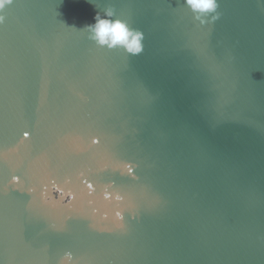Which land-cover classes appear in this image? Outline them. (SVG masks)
<instances>
[{
    "label": "water",
    "instance_id": "1",
    "mask_svg": "<svg viewBox=\"0 0 264 264\" xmlns=\"http://www.w3.org/2000/svg\"><path fill=\"white\" fill-rule=\"evenodd\" d=\"M105 7L141 53L80 30ZM0 17V264H264V0Z\"/></svg>",
    "mask_w": 264,
    "mask_h": 264
},
{
    "label": "clouds",
    "instance_id": "2",
    "mask_svg": "<svg viewBox=\"0 0 264 264\" xmlns=\"http://www.w3.org/2000/svg\"><path fill=\"white\" fill-rule=\"evenodd\" d=\"M6 0H0L3 7ZM10 2V0H7ZM196 14V19L205 23L204 16L215 11L217 0H184ZM3 18L0 17V22ZM87 34V38L99 47L108 49L123 48L130 55H138L143 50L144 34L132 27L127 21L117 17L114 9L105 7L96 12L94 22L84 25L80 29Z\"/></svg>",
    "mask_w": 264,
    "mask_h": 264
},
{
    "label": "snow or ice",
    "instance_id": "3",
    "mask_svg": "<svg viewBox=\"0 0 264 264\" xmlns=\"http://www.w3.org/2000/svg\"><path fill=\"white\" fill-rule=\"evenodd\" d=\"M10 2H11V0H10ZM10 2H9V3H10ZM3 6H4V5H3ZM0 8H2V7H0Z\"/></svg>",
    "mask_w": 264,
    "mask_h": 264
}]
</instances>
